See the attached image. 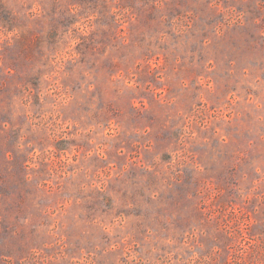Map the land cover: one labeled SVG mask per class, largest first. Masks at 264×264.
Instances as JSON below:
<instances>
[{
	"label": "rangeland",
	"instance_id": "obj_1",
	"mask_svg": "<svg viewBox=\"0 0 264 264\" xmlns=\"http://www.w3.org/2000/svg\"><path fill=\"white\" fill-rule=\"evenodd\" d=\"M0 264H264V0H0Z\"/></svg>",
	"mask_w": 264,
	"mask_h": 264
}]
</instances>
